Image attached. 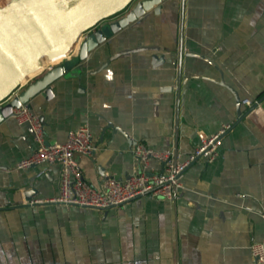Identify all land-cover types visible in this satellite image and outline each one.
<instances>
[{
    "label": "crops",
    "instance_id": "obj_1",
    "mask_svg": "<svg viewBox=\"0 0 264 264\" xmlns=\"http://www.w3.org/2000/svg\"><path fill=\"white\" fill-rule=\"evenodd\" d=\"M54 62H42L13 95ZM50 92L25 105L40 118L45 144L88 129L95 151L77 162L97 190L107 177L160 171L129 154L136 144L183 160L200 135L230 128L214 162L185 169L173 201L141 197L97 210L25 205L57 195L59 167L16 171L36 145L27 126L1 121L0 264H253L248 248L264 242V0H166Z\"/></svg>",
    "mask_w": 264,
    "mask_h": 264
},
{
    "label": "water",
    "instance_id": "obj_2",
    "mask_svg": "<svg viewBox=\"0 0 264 264\" xmlns=\"http://www.w3.org/2000/svg\"><path fill=\"white\" fill-rule=\"evenodd\" d=\"M42 1V6L28 9L23 0H13L0 9V122L10 117L13 109L27 104L39 93H43L46 99L51 98L50 85L54 81L64 76H80L102 45L150 10L158 13L166 0ZM119 11L123 15L115 19L113 15ZM19 18L39 42L42 52L35 51L19 29L16 23ZM72 45L76 46L74 54L70 53L67 59L13 95L20 88V80L24 76L43 71V57L47 60L64 54ZM233 97L235 115L240 118L239 99L235 93Z\"/></svg>",
    "mask_w": 264,
    "mask_h": 264
},
{
    "label": "built area",
    "instance_id": "obj_3",
    "mask_svg": "<svg viewBox=\"0 0 264 264\" xmlns=\"http://www.w3.org/2000/svg\"><path fill=\"white\" fill-rule=\"evenodd\" d=\"M12 2L13 0H0V9ZM65 58L66 53L57 61ZM240 103L245 107L256 104L255 101L250 102L247 99ZM10 118L16 125L27 126L30 129L36 145L34 152L19 160L14 169L27 170L40 164L59 167L57 195L47 200H25L24 204L28 206L57 204L63 207L97 210L119 207L141 197L173 201L181 188L185 169L197 160H203L205 163L214 162L218 155L220 139L230 128V125H222L213 135H200L199 145L183 160H179L171 150L157 152L136 144L129 149V154L142 168L146 167L149 160L158 162L161 166L160 171L154 174L142 171L124 180L107 177L103 180L101 189L97 190L85 181L77 162L78 157H90L95 151L91 134L86 127L68 131L62 143L45 144L41 120L32 114L26 105L13 109ZM248 251L253 264H264V242L252 243Z\"/></svg>",
    "mask_w": 264,
    "mask_h": 264
},
{
    "label": "bare ground",
    "instance_id": "obj_4",
    "mask_svg": "<svg viewBox=\"0 0 264 264\" xmlns=\"http://www.w3.org/2000/svg\"><path fill=\"white\" fill-rule=\"evenodd\" d=\"M53 1H55V0H53ZM77 1L81 2L82 0H77ZM23 2H25V4H26V0H23ZM36 5H41V6H42V5H43V1H42V0H30V2L28 3V6H29L30 8H32V9H34V8L36 7ZM17 22L19 23V25H18L19 29H20L21 31H23L24 34L30 33L29 28H28L27 25L22 21L21 18H19V20H16V23H17ZM25 37L28 38L27 36H25ZM31 45H32V47L35 49V51H37V52H42V51H43V50H42V47H41V45L39 44L38 41L33 42ZM72 46H73V45H72ZM72 49H75V50H73V52H72ZM70 50H71L70 52L74 54L75 51H76V46L71 47ZM64 54H65V53H64ZM64 54H59V55L57 54V55L53 56L52 58L47 59L48 61L45 60L46 57H43L41 62H44V63H48V62L56 63V62H54V61L60 59L61 56L64 55ZM41 65H43V64H41ZM29 76H30V75L24 76V77L20 80V82H21V83L24 82V80H26V78H28Z\"/></svg>",
    "mask_w": 264,
    "mask_h": 264
},
{
    "label": "rangeland",
    "instance_id": "obj_5",
    "mask_svg": "<svg viewBox=\"0 0 264 264\" xmlns=\"http://www.w3.org/2000/svg\"><path fill=\"white\" fill-rule=\"evenodd\" d=\"M83 1V0H82ZM30 2V0H26V4L28 5V3ZM121 11H119L118 13H116L115 15H117V14H119ZM115 15H113V16H115ZM25 36H27L28 38V41L32 44L33 42H35L36 40H35V38H34V36H33V34H31V33H28V34H25Z\"/></svg>",
    "mask_w": 264,
    "mask_h": 264
}]
</instances>
